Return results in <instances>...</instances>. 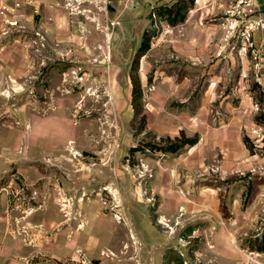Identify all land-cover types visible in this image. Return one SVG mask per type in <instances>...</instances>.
Listing matches in <instances>:
<instances>
[{
	"label": "rangeland",
	"instance_id": "rangeland-1",
	"mask_svg": "<svg viewBox=\"0 0 264 264\" xmlns=\"http://www.w3.org/2000/svg\"><path fill=\"white\" fill-rule=\"evenodd\" d=\"M40 2L11 17L16 25L0 17V195L9 201L8 236L54 264L62 263L41 251L50 253L46 241L63 231L75 239L68 264H264V252L253 250L264 243V165L228 176L208 145L200 148L201 167L188 164L184 149L152 150L180 128L211 137L208 125L198 129L185 116L187 105H198L200 86L193 82L187 93L180 60L150 50L140 56L139 49L126 71L119 19L98 0L50 3L71 27L68 37L64 31L51 41L38 30ZM24 10L28 18H17ZM163 23L156 17L147 28L151 46L161 41ZM253 91L260 93L254 81ZM53 134L68 138L37 139Z\"/></svg>",
	"mask_w": 264,
	"mask_h": 264
},
{
	"label": "crops",
	"instance_id": "crops-1",
	"mask_svg": "<svg viewBox=\"0 0 264 264\" xmlns=\"http://www.w3.org/2000/svg\"><path fill=\"white\" fill-rule=\"evenodd\" d=\"M42 1L43 6L40 9V14L43 17H41L38 30L42 33L47 32L51 41L53 37L58 38L63 35L64 31H67L64 35L68 37L71 27L67 21L65 11L49 8L50 3H56L58 0ZM178 1L98 0V6L101 10L106 11L111 4L112 13H116L119 20L124 16V19L121 20L151 19L148 16L153 7L161 4L172 6ZM230 1L196 0L185 22L177 26H170L164 21L161 41L155 44L152 43V46L150 44L149 49L153 53H161L165 58L175 57L180 60L182 75L186 79L187 93H191L189 87L192 86L193 82L194 85L200 86V96L196 101L198 105H187L185 116L187 119H193L198 129L208 125L211 137H199V141L195 146L184 148L191 159L188 164L196 163L201 167L204 155L199 154V152L203 148L207 149L208 145L211 154L220 159L223 170L228 176H231L234 172H252L254 168L264 165V161L260 160L258 153L255 155L250 153L245 140L241 137V131L245 129L246 136L249 138V129L254 122L251 119L255 116L252 108L255 103H258L257 96L262 101V110H264V31L255 34V41L262 50L263 57L261 80L256 83L260 93L253 91L251 92L252 96L242 97L239 89L240 64L237 54L221 41L223 36L221 29L222 17ZM258 4L264 17V0H258ZM27 16L26 10H24L17 18L26 20ZM237 94L240 95L239 98L243 99L240 105L233 102V96ZM192 108L194 110H191ZM248 120L250 121L248 122ZM184 131L183 128H180V134ZM44 138L61 142L68 137H60L57 134L50 137L47 135L46 137H37V139ZM203 143L206 144L202 146ZM255 149V151H262L256 147ZM179 153L182 152L179 151ZM184 166L185 164H183ZM177 173L180 175V169ZM166 179L170 178L166 176ZM159 180H163L165 184L164 173L160 175ZM166 184L168 189L172 187L170 181ZM8 203L7 194H1L0 264H54L50 259H35L38 256V251L31 249L24 243L14 241L8 236L6 223L11 219L9 209H7ZM46 242L49 243L50 253L41 251V254L48 255L62 264H68L67 261L75 259V239L69 237L66 231L56 232L55 235L51 236L50 241ZM94 243L95 241L92 243L88 240V244ZM88 250H91L90 246ZM90 253L97 257L100 256L95 248Z\"/></svg>",
	"mask_w": 264,
	"mask_h": 264
},
{
	"label": "built area",
	"instance_id": "built-area-1",
	"mask_svg": "<svg viewBox=\"0 0 264 264\" xmlns=\"http://www.w3.org/2000/svg\"><path fill=\"white\" fill-rule=\"evenodd\" d=\"M64 1L69 8L74 4L73 0ZM28 5L38 10L41 2L40 0H0V17L6 19L7 23L16 25L17 21H12L11 17L18 15ZM221 29L222 43L237 54L241 67L239 89L248 97L251 82H260L263 69L262 50L255 41V34L264 31V17L258 0H231L224 11ZM252 109L255 114L262 111L258 103H255ZM249 139L257 149L264 151V121L253 122L249 129Z\"/></svg>",
	"mask_w": 264,
	"mask_h": 264
},
{
	"label": "trees",
	"instance_id": "trees-1",
	"mask_svg": "<svg viewBox=\"0 0 264 264\" xmlns=\"http://www.w3.org/2000/svg\"><path fill=\"white\" fill-rule=\"evenodd\" d=\"M196 0H179L172 6H168L165 4H161L153 7L151 13L149 14V18L154 19V16L157 18L166 21L170 26H177L186 21L188 13L190 9L194 6ZM151 36H145L143 44L140 50V56H144L148 50L150 49V41ZM139 99V92L136 88L133 89V102L134 106H137V102ZM144 122H146V118L144 117ZM259 121H264V110L263 113L258 117ZM197 137H188L184 132H181L179 137L175 139L167 138L165 142L166 146L163 147H152V150L162 151L164 153H177L180 150L186 147H193L198 143ZM245 142L249 148L252 150V146L249 144V140L245 139ZM258 252H264V243L260 244L258 247L254 248Z\"/></svg>",
	"mask_w": 264,
	"mask_h": 264
},
{
	"label": "water",
	"instance_id": "water-1",
	"mask_svg": "<svg viewBox=\"0 0 264 264\" xmlns=\"http://www.w3.org/2000/svg\"><path fill=\"white\" fill-rule=\"evenodd\" d=\"M151 24L152 19H133L118 21V26L122 31V40L119 45V49L122 51L123 56H128L127 65L124 67L126 71L128 66L132 65L136 53L139 51V49H141L146 30Z\"/></svg>",
	"mask_w": 264,
	"mask_h": 264
}]
</instances>
